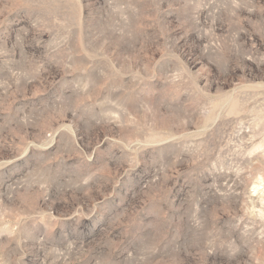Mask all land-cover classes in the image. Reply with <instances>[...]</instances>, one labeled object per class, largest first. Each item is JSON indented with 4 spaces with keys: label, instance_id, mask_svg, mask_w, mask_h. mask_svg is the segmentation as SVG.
Here are the masks:
<instances>
[{
    "label": "rangeland",
    "instance_id": "obj_1",
    "mask_svg": "<svg viewBox=\"0 0 264 264\" xmlns=\"http://www.w3.org/2000/svg\"><path fill=\"white\" fill-rule=\"evenodd\" d=\"M0 264H264V0H0Z\"/></svg>",
    "mask_w": 264,
    "mask_h": 264
}]
</instances>
